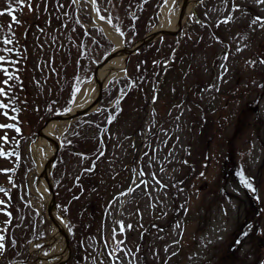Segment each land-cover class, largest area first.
Returning <instances> with one entry per match:
<instances>
[{"label":"rangeland","instance_id":"1","mask_svg":"<svg viewBox=\"0 0 264 264\" xmlns=\"http://www.w3.org/2000/svg\"><path fill=\"white\" fill-rule=\"evenodd\" d=\"M92 1L0 0V56L10 57L0 125H11L0 127V264H43L50 252L31 144L51 117L58 139L66 121L54 116L118 47L93 11L130 45L165 0ZM196 8L226 47L190 10L182 33L131 54L100 107L65 132L51 171L71 237L65 264H264V0Z\"/></svg>","mask_w":264,"mask_h":264},{"label":"bare ground","instance_id":"2","mask_svg":"<svg viewBox=\"0 0 264 264\" xmlns=\"http://www.w3.org/2000/svg\"><path fill=\"white\" fill-rule=\"evenodd\" d=\"M93 2L92 0H87ZM196 0H187L178 9L176 7V0H165L161 7L159 23L156 29H166V28H178L180 23L185 20L187 13L193 8ZM95 18V23L102 26L105 33L109 35L113 40H115L120 47L116 56H113L111 60L100 64L95 71L93 78L85 83L77 92L73 109L82 106L92 104L95 100L100 82L104 80V77L109 73L114 65L121 63L126 55L127 48L122 46V41L117 33V31L112 27L108 21H104L98 18L96 12L93 11ZM184 16V17H183ZM110 77H108L109 79ZM58 120L52 119L47 124H45L39 131V135L35 141L31 144V152L37 163V171L41 173L38 177V181L35 184L34 191L40 197L36 202H45L49 194V184L46 179V175H49L51 166H47L44 169V174L42 170L46 162L51 158L55 151L57 139L53 136ZM52 211L59 224L68 230L67 220L61 215L58 208L52 204ZM50 247V252L46 254H41L43 258V264H54L55 261L49 260L50 258L58 259L60 256H65L68 253V248L66 247L64 233L57 225L53 224L51 233L49 237L45 240ZM34 264H38L35 262Z\"/></svg>","mask_w":264,"mask_h":264},{"label":"water","instance_id":"3","mask_svg":"<svg viewBox=\"0 0 264 264\" xmlns=\"http://www.w3.org/2000/svg\"><path fill=\"white\" fill-rule=\"evenodd\" d=\"M187 0H181L178 8L181 7V5L186 2ZM174 30L173 28H166V29H153L150 33H148L147 35H145L141 40L137 41L136 43H134L133 45L127 46L128 51L125 57V60H127L130 56V54L136 52L139 48H141L142 46L146 45L147 43H149L152 40H155L156 38H158L160 35L163 34H170L173 33ZM119 49V48H118ZM117 50L113 51L110 56L108 58H112L115 54H116ZM124 65H118V66H114L112 67V69L109 71V73L107 74L106 78L117 72L118 70H120L121 68H123ZM106 78L100 82V86H99V90L97 93V97L96 99L92 102V104H88V105H82L78 108H76L75 110L72 109L71 111L64 113V114H58L54 117L60 118V119H64L67 120V124L63 127V129L61 130L58 139H57V143H56V148H55V152L54 154L51 156V158L46 162L43 170H42V174H44V169L47 166H53L54 161L56 160V157L58 155V152L61 148V143H62V137L65 133V131L70 127V125L74 122V120L88 112H90L91 110H93L94 108H97L99 106L101 97H102V92L103 89L105 87V81ZM51 119H53V117L49 118L47 120L46 123H48ZM51 172V171H50ZM46 179L48 181L49 184V195L47 197L46 200V209H47V213L48 216L50 217V219L53 221V223L55 225H57L58 227H60V229L62 230V232L64 233V238H65V243H66V247L69 249V251H71V247H70V234L67 230H65L58 222V219L56 218V216L54 215L53 211H52V202L55 204L56 202V192H55V187H54V180L51 176V173H49V175H46ZM66 261V258H61L60 260L57 261V263L55 264H64Z\"/></svg>","mask_w":264,"mask_h":264},{"label":"flooded vegetation","instance_id":"4","mask_svg":"<svg viewBox=\"0 0 264 264\" xmlns=\"http://www.w3.org/2000/svg\"><path fill=\"white\" fill-rule=\"evenodd\" d=\"M192 24L193 25H199L198 27H200V30L203 31L206 36H210L212 38H215L214 35V29L216 28V26H214L213 28H211L210 23L201 15L198 13L193 14L192 17ZM204 28V29H203ZM222 35V32H219ZM203 34V33H202ZM203 40V36L198 35V41H202ZM223 46V45H222ZM198 82H196L195 84L192 85V88H195L197 86ZM256 110H258V108H256ZM198 124V120L196 119H192V127H195ZM190 149L186 150L187 154L189 152V154L192 155V148L195 147L194 143L192 142V144L190 143V145L188 146ZM256 202V201H255ZM257 203V202H256Z\"/></svg>","mask_w":264,"mask_h":264},{"label":"snow or ice","instance_id":"5","mask_svg":"<svg viewBox=\"0 0 264 264\" xmlns=\"http://www.w3.org/2000/svg\"><path fill=\"white\" fill-rule=\"evenodd\" d=\"M21 2H22V0H21ZM257 2H261V0H257ZM235 7H240L239 5H235ZM259 19V18H258ZM225 23H227L228 21H227V19H225V21H224ZM219 39V38H218ZM5 51H9L8 49H5ZM6 59H10V57H5V56H0V62H3V61H5ZM0 68H2V69H4L5 70V74H7V68H6V65L5 64H3V63H0ZM3 83L4 84H7L8 83V80H4L3 81ZM4 92V89L3 88H0V93H3ZM153 99H155V97H153ZM0 107H7V105H4L3 104V102H0ZM11 125H0V127H10ZM17 130H19V129H17ZM5 139H7L6 137H5ZM245 183H246V186L248 187V188H253V185L252 184H250V183H247V181H246V178H245V181H244ZM146 183V182H145ZM66 207V206H65ZM123 224V222H121V225Z\"/></svg>","mask_w":264,"mask_h":264},{"label":"trees","instance_id":"6","mask_svg":"<svg viewBox=\"0 0 264 264\" xmlns=\"http://www.w3.org/2000/svg\"><path fill=\"white\" fill-rule=\"evenodd\" d=\"M77 85H75V82L73 81L72 85H71V89H70V95H69V100L72 99V96L74 95V93L77 90Z\"/></svg>","mask_w":264,"mask_h":264}]
</instances>
